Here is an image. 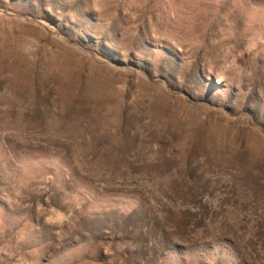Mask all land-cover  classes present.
<instances>
[{
	"label": "rangeland",
	"instance_id": "1",
	"mask_svg": "<svg viewBox=\"0 0 264 264\" xmlns=\"http://www.w3.org/2000/svg\"><path fill=\"white\" fill-rule=\"evenodd\" d=\"M0 264H264V0H0Z\"/></svg>",
	"mask_w": 264,
	"mask_h": 264
}]
</instances>
